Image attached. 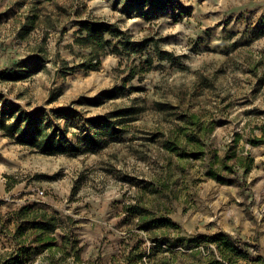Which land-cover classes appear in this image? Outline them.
I'll return each mask as SVG.
<instances>
[{
    "label": "rangeland",
    "instance_id": "obj_1",
    "mask_svg": "<svg viewBox=\"0 0 264 264\" xmlns=\"http://www.w3.org/2000/svg\"><path fill=\"white\" fill-rule=\"evenodd\" d=\"M34 15L33 31L22 37ZM86 19L113 26L98 71L76 68L90 53L74 45ZM133 71L136 78L124 84ZM13 75L22 79L9 81ZM110 89L121 92L97 98ZM159 103L176 109L160 112ZM8 107L38 111L51 135L67 130L78 151L45 154L0 129V258L25 240L21 264H127L137 251L147 253L137 264H231L214 243L222 234L247 252L234 264H264V0H0L6 125L14 122L2 114ZM127 108L136 113L114 117ZM192 114L203 133L182 122ZM107 127L118 134L109 137ZM184 132L202 143L200 159L186 155L187 138L179 154L165 149ZM223 158L233 174L208 177ZM248 158L246 171L239 160ZM234 176L242 187L229 181ZM22 208L32 214L20 218ZM37 211L58 221L52 254L30 245ZM145 213L178 229L142 230ZM21 224L25 235L17 238ZM162 239L179 243L151 251Z\"/></svg>",
    "mask_w": 264,
    "mask_h": 264
},
{
    "label": "trees",
    "instance_id": "obj_2",
    "mask_svg": "<svg viewBox=\"0 0 264 264\" xmlns=\"http://www.w3.org/2000/svg\"><path fill=\"white\" fill-rule=\"evenodd\" d=\"M26 1H35L37 3H50L57 0H26ZM147 2V0H143ZM27 24H24L21 27L22 37L29 34L34 29V23L37 20V15H34L33 18H27ZM80 29L77 33L78 37L74 41V45L80 49L89 50V55L83 57V61L78 64L76 68H81L87 72L90 71H98L102 65L101 58L107 55L108 48L111 47V43L106 40V34L111 33L113 26L109 23H106L103 20H83L78 24ZM125 49L129 47L128 43L122 44ZM116 53H120L117 48L113 50ZM149 67L152 65V61H147ZM62 68L67 71H73L74 68L69 67L68 61L61 62ZM136 73L133 71L131 74L124 80V84L133 81L136 78ZM22 78L19 76L13 75L9 77V81H19ZM121 90L118 89H110L102 92L97 98L101 101L104 100H112L116 98ZM102 102H97L95 106L101 105ZM157 108L160 112H170L175 110L176 108L169 104H157ZM136 112L132 110V108L119 110L116 114H114L115 118H123L129 117ZM3 115H6L13 119V123L6 125L0 123V129L6 134V136L14 139L18 144L27 146L31 149H36L45 154H66L69 152H76L73 148L69 147V141L67 139V130H64L61 135L52 136L49 130L51 129L50 123L47 126L43 125L41 122V118L39 116V112L35 111L31 115H26L23 111L17 109L16 107H8L7 110L2 112ZM103 119V118H100ZM182 122L185 123L186 126L191 127L197 133H203L206 129V126L201 124L199 121V117L192 115H183L181 118ZM97 121V120H96ZM92 123H95V120H91ZM28 124L27 127H24L25 124ZM59 129V128H58ZM186 130L189 128H185ZM59 131V130H57ZM105 133L109 137H114L118 134V130L107 127ZM20 134V138H15L16 135ZM88 137V136H86ZM184 138L188 140L189 145L191 146V150L189 152H184L190 159L198 160L204 154V147L200 142L199 138L196 136H188L187 132L182 134H177L172 140L165 141V149L171 153H180L181 145L184 141ZM255 145L257 142H253ZM230 159L223 158V160L219 161L216 159L215 163L210 165L207 176L213 179H220L226 181L225 176L223 178L220 176V173L223 171L225 174L232 175L233 170L228 165V161ZM239 163L243 165V169L249 171L252 168V162L248 159H240ZM231 182H235L242 187L241 181L238 177L234 176L230 178ZM138 208V206H136ZM31 209L22 208L16 215L20 218H24L28 215ZM32 214V211H31ZM34 222L31 224V231L33 236V240L30 241L31 244L37 245L40 251H49L52 254L55 245L53 244L56 241L54 237V233L58 230V221L55 216L49 215L45 212L37 211L33 213ZM140 229L148 231L155 228H165V229H178L177 226L167 218H155L145 213V216L141 217L140 220ZM25 235V228L21 224L17 227V238H22ZM25 240H21L20 245H22V249H19L16 252H13L6 258H0V264H21L20 259L21 255L26 250L24 248ZM159 245L156 248H151V251L159 252L162 245L167 248H174L177 246L179 241H176L175 244H171L166 239H162L157 242ZM214 243L217 245V250L223 257L225 261H228L231 264L236 263L233 259H245L247 257V252L244 247L237 240L233 239L228 235H217L214 237ZM63 250V248H62ZM138 250V248H137ZM78 255V252H76ZM147 255L146 252L137 251L136 254L132 253L131 256L127 258V264H137L142 262L144 257ZM157 256V255H153ZM150 257V256H149ZM161 264H167L165 259L161 260ZM210 264H221L219 262H212Z\"/></svg>",
    "mask_w": 264,
    "mask_h": 264
},
{
    "label": "built area",
    "instance_id": "obj_3",
    "mask_svg": "<svg viewBox=\"0 0 264 264\" xmlns=\"http://www.w3.org/2000/svg\"><path fill=\"white\" fill-rule=\"evenodd\" d=\"M41 195H43V193L41 192Z\"/></svg>",
    "mask_w": 264,
    "mask_h": 264
}]
</instances>
